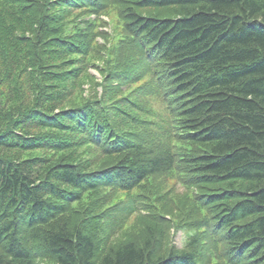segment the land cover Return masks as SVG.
Listing matches in <instances>:
<instances>
[{"label":"trees","instance_id":"1","mask_svg":"<svg viewBox=\"0 0 264 264\" xmlns=\"http://www.w3.org/2000/svg\"><path fill=\"white\" fill-rule=\"evenodd\" d=\"M87 67L101 95L64 109ZM100 189L124 199L64 220ZM0 264H264V0H0Z\"/></svg>","mask_w":264,"mask_h":264},{"label":"rangeland","instance_id":"2","mask_svg":"<svg viewBox=\"0 0 264 264\" xmlns=\"http://www.w3.org/2000/svg\"><path fill=\"white\" fill-rule=\"evenodd\" d=\"M151 13H156V12H152V11L148 12L147 11L146 15H149ZM155 15L163 16L164 13H157ZM84 18L88 19L89 21L94 22L93 31L95 33L101 31L102 33L105 32L107 35H109L107 37L97 36L95 38V41L98 43L97 45L103 44L106 41H108L109 38H111L110 34L113 33V31L111 30L112 26H113V22H116L113 17H109L107 15H101L98 18H95V15L92 14V15H88ZM110 19L113 22L109 21ZM4 25H6V24H4ZM13 36L15 37L16 34H14ZM21 50L24 52L26 51L23 47H21ZM24 58H26V57H24ZM28 62H29V64H31L32 60H28ZM3 63H4L3 66L7 72L11 66V60L10 59L3 60ZM88 68L89 67L84 69V71H83L81 77L79 78L78 82H76L74 84L71 95L69 96L68 103L65 104L63 107L64 109L76 107L78 104H81L83 102V99L86 100L87 98H89V96H92L95 92L99 93V95H101L102 89L98 85L99 82L101 81L100 75L98 74V72L95 69H92V68L88 69ZM67 82L68 81L61 83L60 88L63 90H70V88L67 86ZM6 86L9 87L8 84H6ZM3 93H4L3 96H5L6 95L5 87L3 88ZM14 97L20 98V94H17V96L15 94ZM18 103L19 102L17 101V104ZM14 112H16V111L12 110V108L11 109H10V107L6 108L5 115L3 116V124H2L3 126L7 125L8 119H9L8 116L13 115ZM84 150L85 149L80 148L76 151H65L63 153H59L58 156H54V158L49 157L48 163H49V165H53L54 163H56L60 159V157H63L66 155H69L70 160L75 161V162L86 161V159H88L89 157L85 155ZM100 164H101V161L97 162L94 167H97ZM91 168L93 169L92 165H91ZM168 185L169 186L172 185V182H170ZM180 189L181 188H178L176 190V192H181L182 189L181 190ZM83 198H84V200L82 202L74 203L71 206V210L67 215L64 216V220L66 219V220H69L71 222V221L77 219V222L80 223L84 219L88 218V217H82V216H84V215L90 216V215H93L94 213L96 214L99 210H101L102 209L101 206L105 200H111L110 203H114L117 200H123L124 195H122L121 193L110 192L109 190H106V189H100V190H97L96 192L88 194V196L83 197ZM151 204H152V202L150 203V205ZM153 210H156V208H154ZM140 211H141L140 214L138 213V214L132 216L127 222L122 224L118 228V230H117L118 232H116L113 236L106 237L107 243H108L107 248L115 247L118 244H123L128 240H130L131 242H135L137 244H139V242H142V239L145 238L144 237L145 230L148 229L146 226L153 227L154 223L147 220L146 218H144L141 214H145V212L142 210H140ZM158 227L162 228L161 226H158ZM171 229L169 230V239L171 241V244H173L177 248H181L185 239H186L185 233H182L181 230H179V231L174 230L172 227H171ZM102 233H106V231L103 229Z\"/></svg>","mask_w":264,"mask_h":264},{"label":"bare ground","instance_id":"3","mask_svg":"<svg viewBox=\"0 0 264 264\" xmlns=\"http://www.w3.org/2000/svg\"><path fill=\"white\" fill-rule=\"evenodd\" d=\"M173 3V2H172ZM164 5V4H163Z\"/></svg>","mask_w":264,"mask_h":264}]
</instances>
